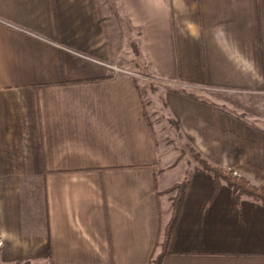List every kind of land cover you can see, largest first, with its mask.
Masks as SVG:
<instances>
[{
	"label": "crops",
	"instance_id": "crops-1",
	"mask_svg": "<svg viewBox=\"0 0 264 264\" xmlns=\"http://www.w3.org/2000/svg\"><path fill=\"white\" fill-rule=\"evenodd\" d=\"M147 3L168 40L158 74L264 100V0ZM111 60L96 0H0V264H151L165 191L184 180L162 264H264V207L225 184L215 193L197 163L161 170L145 99ZM163 100L202 159L264 188V126L183 91Z\"/></svg>",
	"mask_w": 264,
	"mask_h": 264
},
{
	"label": "rangeland",
	"instance_id": "rangeland-1",
	"mask_svg": "<svg viewBox=\"0 0 264 264\" xmlns=\"http://www.w3.org/2000/svg\"><path fill=\"white\" fill-rule=\"evenodd\" d=\"M137 1L138 6L132 9L127 7V0H96V4L99 20L112 52L111 63L105 65L113 67L114 70L115 67H124L127 69L125 73L135 79L137 89L145 99V108L149 115L147 119L157 131L162 154L161 170H169L180 162L199 165L201 157L184 142L179 129L176 130L175 124L168 119L163 100L166 92L183 91L193 98L203 99L215 108L239 117L251 126H264L262 96L207 87L191 91L179 90L181 87L173 79L168 80L158 74L152 67H167L168 57L164 53L169 50L168 47H163H166L168 40L162 44L152 33V25L149 23L151 9L146 7L148 0L144 1V5L141 0ZM141 4L144 8L140 7ZM140 12L143 17L139 16ZM166 191L167 194L175 195V191Z\"/></svg>",
	"mask_w": 264,
	"mask_h": 264
},
{
	"label": "trees",
	"instance_id": "trees-1",
	"mask_svg": "<svg viewBox=\"0 0 264 264\" xmlns=\"http://www.w3.org/2000/svg\"><path fill=\"white\" fill-rule=\"evenodd\" d=\"M258 115L257 117H260ZM234 118L244 124L250 125L246 122H243L237 116H234ZM172 122L175 124V129L178 130L179 128H178L177 123L175 121H172ZM256 129L258 131H263V129H258V128ZM199 166L203 170L211 173L213 177L215 193L218 191V189L220 188L222 184H225L226 186H228L230 189H232L236 193L237 198L248 197L260 203L264 207V188L263 187L251 183L246 178L235 174L232 170L225 169L219 166H213L209 164L207 161H205L204 159H202L201 157L199 161ZM186 186H187V181L184 180L180 184L175 185L166 191V192L175 191V195L171 199V218L169 222L164 226L160 234L161 252L155 259H153L151 264H162L163 257L167 253V249H168V246L171 240L172 233L180 218L181 209H182V205H183L185 193H186Z\"/></svg>",
	"mask_w": 264,
	"mask_h": 264
}]
</instances>
